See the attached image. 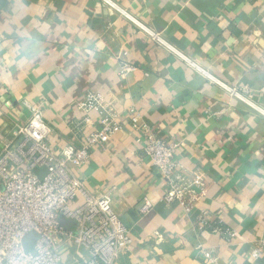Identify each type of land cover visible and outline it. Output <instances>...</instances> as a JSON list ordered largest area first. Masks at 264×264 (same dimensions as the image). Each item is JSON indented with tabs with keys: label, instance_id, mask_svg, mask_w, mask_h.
<instances>
[{
	"label": "crops",
	"instance_id": "0c3cea01",
	"mask_svg": "<svg viewBox=\"0 0 264 264\" xmlns=\"http://www.w3.org/2000/svg\"><path fill=\"white\" fill-rule=\"evenodd\" d=\"M113 1L212 77L247 86L264 109V0ZM121 61L135 66L125 78ZM87 92L121 116L122 128L73 168L89 191L116 189L113 210L132 238L117 264H264V251L248 256L264 249V114L99 0H0V148L27 121L24 101L40 109L56 153L68 141L79 145L99 123L97 112L75 104ZM131 107L162 139L181 143L175 157L186 170L202 172L198 209L160 200L164 179L128 123ZM144 196L152 208L140 214ZM201 208L236 235L196 231Z\"/></svg>",
	"mask_w": 264,
	"mask_h": 264
},
{
	"label": "built area",
	"instance_id": "2783aa9c",
	"mask_svg": "<svg viewBox=\"0 0 264 264\" xmlns=\"http://www.w3.org/2000/svg\"><path fill=\"white\" fill-rule=\"evenodd\" d=\"M99 1L231 96L264 114V109L250 98L247 86H231L212 77L115 1ZM134 70L135 66L128 61L120 62L121 78ZM75 104L86 114L91 111L99 114L98 126L79 145L68 141L56 153L49 142L51 128L43 120L40 109L24 101L29 110L27 121L17 125L14 141L0 148V264H117L121 253L132 244L129 229L113 210L116 189L89 191L73 170L88 163L91 151L102 148L122 128L121 116L99 93L87 92ZM127 120L139 133L138 141L145 157L164 179L160 200L167 206L177 204L186 212L198 209L206 192L204 176L200 170H186L176 159L181 143L162 139L133 107L127 111ZM80 129L77 126L76 130ZM151 208L152 202L144 196L138 211L146 214ZM61 221H72L74 226L65 228ZM195 229H209L226 238L236 235L234 229L213 221L202 208L196 215ZM30 234H35L36 240L26 249ZM154 235L157 240L162 238L158 232ZM197 249L204 258L216 262L210 250L203 249L201 244ZM263 251V245L258 244L248 256L257 258Z\"/></svg>",
	"mask_w": 264,
	"mask_h": 264
},
{
	"label": "rangeland",
	"instance_id": "374dc122",
	"mask_svg": "<svg viewBox=\"0 0 264 264\" xmlns=\"http://www.w3.org/2000/svg\"><path fill=\"white\" fill-rule=\"evenodd\" d=\"M40 174H42V171L40 172ZM35 240H36V235L35 234H30V238L28 239V243L26 245V249H30L33 246Z\"/></svg>",
	"mask_w": 264,
	"mask_h": 264
},
{
	"label": "water",
	"instance_id": "95a60500",
	"mask_svg": "<svg viewBox=\"0 0 264 264\" xmlns=\"http://www.w3.org/2000/svg\"><path fill=\"white\" fill-rule=\"evenodd\" d=\"M60 223H61V225H63L65 228H67V223H66L65 221H61ZM28 238H30V236H29Z\"/></svg>",
	"mask_w": 264,
	"mask_h": 264
}]
</instances>
